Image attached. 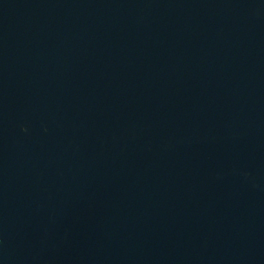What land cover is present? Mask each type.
Returning <instances> with one entry per match:
<instances>
[{
    "label": "water",
    "instance_id": "water-1",
    "mask_svg": "<svg viewBox=\"0 0 264 264\" xmlns=\"http://www.w3.org/2000/svg\"><path fill=\"white\" fill-rule=\"evenodd\" d=\"M0 264H264V0H0Z\"/></svg>",
    "mask_w": 264,
    "mask_h": 264
}]
</instances>
